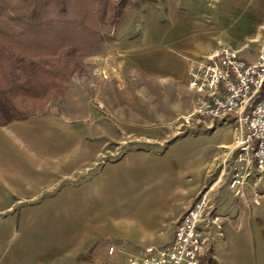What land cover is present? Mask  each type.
<instances>
[{
    "label": "rangeland",
    "instance_id": "rangeland-1",
    "mask_svg": "<svg viewBox=\"0 0 264 264\" xmlns=\"http://www.w3.org/2000/svg\"><path fill=\"white\" fill-rule=\"evenodd\" d=\"M127 2L116 24L99 25L98 49L78 54V68L66 86L72 100L64 99L66 93L50 97L41 110L26 113L62 106L74 117L76 139L80 125L89 128L84 138L103 145L104 208L80 212L103 214L110 238L102 243L132 253L162 245L172 236V218L183 198L191 195L192 201L212 186L220 220L202 264H264V197L259 204L252 199L254 191L264 192V181L253 164L237 165L244 196L236 195L228 186L232 173L222 172L228 148L211 152L208 138H194L198 135L183 120L196 102L187 87L189 61L220 46L253 60L264 44V0H195L180 6L167 0ZM134 149L153 154L116 163L115 157ZM63 233L58 228V237Z\"/></svg>",
    "mask_w": 264,
    "mask_h": 264
},
{
    "label": "crops",
    "instance_id": "crops-1",
    "mask_svg": "<svg viewBox=\"0 0 264 264\" xmlns=\"http://www.w3.org/2000/svg\"><path fill=\"white\" fill-rule=\"evenodd\" d=\"M194 1L167 3L180 6ZM65 98L70 102L73 97L67 91ZM73 120L62 106L46 107L0 126V264H100L116 258L107 254L109 242L102 243L110 238L103 214H80L82 207L99 213L104 208L102 190L108 173L100 170L106 156L103 145L84 138L82 133L89 128L80 125L76 139ZM233 123L230 118L216 124L202 120L186 125L198 135L194 138H208L211 152L228 148L225 159L229 160L222 168L227 174L237 167ZM150 154L152 151L134 149L115 159L116 163L137 161ZM191 199V195L183 198L173 224ZM58 228L64 229L62 237L57 235ZM12 232L17 234L14 240Z\"/></svg>",
    "mask_w": 264,
    "mask_h": 264
},
{
    "label": "built area",
    "instance_id": "built-area-1",
    "mask_svg": "<svg viewBox=\"0 0 264 264\" xmlns=\"http://www.w3.org/2000/svg\"><path fill=\"white\" fill-rule=\"evenodd\" d=\"M187 87L196 94L186 124L208 120L213 124L232 118V150L240 169L254 165L264 181V44L248 61L230 46L191 59L187 67ZM242 164V165H240ZM235 167L228 186L243 197V175ZM259 204L264 192H253ZM217 192L212 186L201 190L175 222L171 238L159 246L147 245L139 252H127L112 242L107 254L116 256L100 264H202L210 256L211 235L218 226Z\"/></svg>",
    "mask_w": 264,
    "mask_h": 264
},
{
    "label": "trees",
    "instance_id": "trees-1",
    "mask_svg": "<svg viewBox=\"0 0 264 264\" xmlns=\"http://www.w3.org/2000/svg\"><path fill=\"white\" fill-rule=\"evenodd\" d=\"M127 0H0V125L61 97L79 53L98 49Z\"/></svg>",
    "mask_w": 264,
    "mask_h": 264
}]
</instances>
